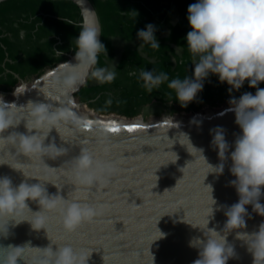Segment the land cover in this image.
I'll use <instances>...</instances> for the list:
<instances>
[{
	"label": "water",
	"instance_id": "1",
	"mask_svg": "<svg viewBox=\"0 0 264 264\" xmlns=\"http://www.w3.org/2000/svg\"><path fill=\"white\" fill-rule=\"evenodd\" d=\"M70 1L76 4L82 17L79 0ZM83 3L94 11L92 19L100 28L92 2L83 0ZM74 55L75 52L29 85L15 74L20 85L11 91L13 99H2L6 105L14 103L18 107L30 100L53 107H69L81 120L80 126L62 125L60 135L52 129L44 141L65 148V154L56 159L27 157L19 154L12 144L0 146V163H3L0 164V177H9L13 186L21 182L40 183L49 195L58 193L70 202L95 207L99 214L94 216V222L86 223L79 231L67 232L58 211L46 212L43 213L47 217L44 228L36 230L27 220H32L36 215L33 212L40 208L35 201L29 200L26 203L32 212L24 209L6 225L5 219L0 218V246L23 247L22 258L17 259V264H40L45 258L43 248L49 245L54 251L57 247L71 246L78 255L88 256L86 264H192L198 258L199 249L190 247L189 241L197 237L203 239L207 220V228L223 234L226 209H215L217 205L231 206L240 198L236 188L228 184L235 179L229 170L230 159L224 162V171L218 177L216 173H207L210 171L208 164L220 163L217 150L211 144L214 133L210 130L222 128L230 145L229 152L232 151L241 131L235 123V113L202 114L197 111L185 121L167 119L151 124L137 123L144 127L135 133H108L96 122L90 130L84 129L87 119L80 117V108L86 104L75 96L84 84L66 93L49 84L63 69L64 62H75ZM16 111L19 117L27 119L23 108ZM119 119L110 121L131 124ZM13 131L26 133L24 122L9 128L3 135ZM109 137L116 138L110 140ZM82 148L116 166L117 171L107 185H84L74 180L72 161ZM261 193L258 202L264 206V186H261ZM211 196L216 201L214 205H211ZM210 205L214 211L207 217ZM245 208L246 226L233 229L226 236L235 254L226 264H252L247 244L238 239L236 233L258 231L264 216L254 211L252 204ZM19 220L25 221L15 224ZM5 227L6 236L2 234Z\"/></svg>",
	"mask_w": 264,
	"mask_h": 264
},
{
	"label": "clouds",
	"instance_id": "2",
	"mask_svg": "<svg viewBox=\"0 0 264 264\" xmlns=\"http://www.w3.org/2000/svg\"><path fill=\"white\" fill-rule=\"evenodd\" d=\"M79 5L82 22L79 35L75 38V62H64L63 69L49 81L52 87L65 93L78 84H85L88 79L105 84L113 82L117 75L114 64L110 69L96 67L99 54L107 56V50L98 39L100 28L92 19L94 11L84 6L83 0H79ZM132 13L134 18L138 15L136 11ZM187 13L191 31L187 32L184 39L194 65L192 76L172 79L168 83V88L174 90L180 106L187 107L195 99L209 74L217 75L221 83L226 82L230 86L229 94L239 90L246 80L249 87L256 88L255 94L245 92L238 99L231 97L228 101L230 107L225 111L235 113V123L241 130L236 136L233 150L229 152L230 145L224 138V130L217 127L210 130L214 133L211 144L217 150L220 163L210 165L201 155L209 165L210 171L207 173H216L217 177L224 171V162L230 159L229 170L235 179L228 184L236 188L240 198L231 206L217 205L215 209H226L223 234L207 228V220L203 239L197 237L189 241L190 247L199 249L198 258L192 264H226L235 255L226 236L233 229L246 226L243 218L245 205L252 204L254 211L264 216V206L258 202L262 195L261 186H264V88L258 87L260 82H264V0H197L188 6ZM154 32L152 24L137 31V38L141 41L139 46L147 44L152 49H159ZM182 47L178 46L176 50ZM56 53L58 56L63 54L62 50H56ZM129 75L137 76V73L131 72ZM138 79L143 81L141 86L151 94L153 90H159L162 83L169 81V76L166 72L155 73L153 69H141ZM20 108L27 113V119L18 116L16 110ZM21 121L24 122L26 133L13 131L3 135ZM68 123L75 127L81 124V120L69 107H53L48 103L31 100L18 107L14 103L6 105L0 98V146L12 144L19 154L27 157L47 156L56 159L65 154V148L57 147L54 142L45 144L44 141L52 129L59 133L60 127ZM116 171L114 164L93 159L92 154L82 148L79 155L73 158L71 175L80 184L105 186ZM208 187L211 193L212 189ZM29 200L35 201L40 208L33 212L36 215L32 220H27L36 230L44 228L47 217L43 213L46 212L58 211L67 232H73L82 222L90 221L99 214L95 207L70 202L58 193L49 195L40 183L21 182L13 186L9 177H0V218L5 219V225L24 209L31 211L26 203ZM214 204L216 201L211 196V205ZM211 205L207 217L213 214ZM21 221L25 220L15 221V224ZM2 234L7 235L6 227ZM236 237L247 244L252 264H264V222L259 225L258 231L237 232ZM22 249L12 245L6 248L0 246V264H17V259L22 258ZM43 249L45 258L40 264H86L88 257L78 255L67 245L57 247L55 251L51 245Z\"/></svg>",
	"mask_w": 264,
	"mask_h": 264
},
{
	"label": "trees",
	"instance_id": "3",
	"mask_svg": "<svg viewBox=\"0 0 264 264\" xmlns=\"http://www.w3.org/2000/svg\"><path fill=\"white\" fill-rule=\"evenodd\" d=\"M90 1L100 21V41L107 50V56L99 54L96 67H104L114 59V40L124 43L115 63L117 75L114 81L99 84L88 79L75 93L78 100L96 113L133 117L154 102L171 103L180 110L193 113L204 106H215L231 97L238 98L245 92L256 91L246 80L239 90L229 94L230 86L219 82L217 75L209 74L203 81V89L187 107H181L175 99V92L168 88V83L186 75L191 77L194 68L184 38L191 31L187 8L197 0ZM132 11L138 13L135 18ZM81 22L80 11L70 0L0 2V90L7 92L18 83L15 74L29 80L39 77L46 68L66 61L75 52V38L79 35ZM147 24L155 27L159 49H152L147 44L139 46L141 41L137 38V31ZM178 46L183 47L178 51ZM56 50H62L63 54L58 56ZM141 69L166 72L169 81L149 94L141 86L143 81L138 79ZM131 72H136L137 76L129 75ZM263 86L264 82L258 84L260 88Z\"/></svg>",
	"mask_w": 264,
	"mask_h": 264
},
{
	"label": "rangeland",
	"instance_id": "4",
	"mask_svg": "<svg viewBox=\"0 0 264 264\" xmlns=\"http://www.w3.org/2000/svg\"><path fill=\"white\" fill-rule=\"evenodd\" d=\"M114 44L116 46L115 57L112 61H108L106 63V65L104 66V67L109 68V69L112 67V64L115 65V63L117 61V57L124 47V43L121 42L120 40H117V39L114 40ZM48 69H50V68H46L44 70V72L47 71ZM36 78L37 77H33L29 80H26V83L29 85ZM90 82L91 83H98L93 79H90ZM18 85H20V82H18L11 90H9L7 92L0 90V98L5 99V100H12L13 95H12L11 91H13L14 88ZM262 88H264V86ZM252 94H255V92ZM228 101H229V99H227V100L223 101L222 103L215 105V106H211V105L204 106L198 112L202 113V114H212V113L225 111L226 109H228L230 107ZM85 107L92 110V112L94 114H96V117H98L99 119L100 118L103 119V121L114 120V118L115 119L116 118H123V120H125V123L128 122L131 124H133V123L151 124V123L156 122V121H163V120H167V119H171L172 121L173 120L174 121H185V120L192 118V116H193L192 112L180 110L177 106H173L171 103H167L166 105H162L160 103L154 102L150 105L145 106L141 113H139L138 115L133 116V117H126V116L115 114V113L99 114V113H96L92 108L88 107L87 105ZM172 110H173V112L171 114L170 112ZM84 112H85L84 113L85 118L87 117V119H89L91 121L94 120V118L91 117L94 114L90 113V111H88V110H85ZM97 115H103V116H107V117H99ZM80 117L82 119H85L82 117V115ZM126 120H128V121H126ZM129 120L131 122H129Z\"/></svg>",
	"mask_w": 264,
	"mask_h": 264
},
{
	"label": "snow or ice",
	"instance_id": "5",
	"mask_svg": "<svg viewBox=\"0 0 264 264\" xmlns=\"http://www.w3.org/2000/svg\"><path fill=\"white\" fill-rule=\"evenodd\" d=\"M96 123L97 124H101L104 127L105 131H107L108 133H112V134L120 133L121 131H126L128 133H135V132H137L138 130H141L144 127L143 125L136 124V123L121 125L119 122H116V121H109V122L96 121ZM92 126H93V121H91V120H87V121H85L83 123V128L84 129L90 130L92 128ZM114 138H116V137H109L110 140L114 139ZM92 156H93V159L101 160L97 155L92 154ZM91 190H94V189H91ZM74 203L81 204L78 201H74ZM93 218L90 221L82 222L74 231H79V229L83 225H85L86 223L94 222Z\"/></svg>",
	"mask_w": 264,
	"mask_h": 264
},
{
	"label": "bare ground",
	"instance_id": "6",
	"mask_svg": "<svg viewBox=\"0 0 264 264\" xmlns=\"http://www.w3.org/2000/svg\"><path fill=\"white\" fill-rule=\"evenodd\" d=\"M84 109H85V110H88V111H90V113L94 114L91 110H89L88 108H86L85 105H83V106L80 108V112H81V115H82L83 118H85V116H84V113H85L84 111H85V110H84ZM91 117L94 118L93 122H96V121H102V122H103V119H99V118H97L95 114L92 115ZM85 119H87V117H86ZM87 120H89V119H87ZM109 121H110V120H109ZM119 121L122 122V123H125V120H123L122 118H120ZM130 122H131V121H130Z\"/></svg>",
	"mask_w": 264,
	"mask_h": 264
}]
</instances>
